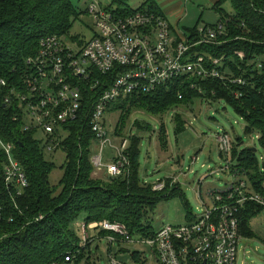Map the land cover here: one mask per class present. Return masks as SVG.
I'll list each match as a JSON object with an SVG mask.
<instances>
[{
	"label": "trees",
	"instance_id": "1",
	"mask_svg": "<svg viewBox=\"0 0 264 264\" xmlns=\"http://www.w3.org/2000/svg\"><path fill=\"white\" fill-rule=\"evenodd\" d=\"M226 1L216 0L214 9L221 15L219 22L229 20L227 34L221 35L218 43L200 44L191 52L226 57L225 62L232 69L227 71L228 75L243 77L246 84L225 86L218 78L198 79L184 75L152 94L129 96L113 104L109 111H120L114 130L117 137L127 135L124 129L128 118L136 111L161 116L174 107L207 99L231 104L247 121V132H257L264 147V0H230L235 8L233 15L223 9ZM109 8L123 16L146 9L163 14L156 0H145L137 9L130 8L128 0H112ZM81 13L71 0H0V79L17 83L26 58L37 52L43 37L56 35L77 40L80 36L71 35L70 31ZM186 35L193 40L198 37L199 28L194 27ZM236 51H243L244 59H240ZM114 76L115 70L107 76L110 83ZM193 82L201 92L191 87ZM8 93V87L0 84V137L14 146L15 157L26 171L28 186L21 194L17 188L7 186L4 173L7 157L0 147V264L65 261L69 252L80 248L77 223L82 214L87 225L107 220L124 223L134 236H153L157 230L149 216L158 204L176 196L184 199L180 184H171V178L164 179L166 186L162 191H154V185L141 178L139 135L151 126L139 121L133 123L139 134L136 131L130 136L127 171L117 177L109 176L107 180L93 176L95 167L91 157L96 144L95 133L84 127L82 120L70 124L69 136L56 149L66 153L63 175L57 185H52L49 177L56 163L48 159L44 144L34 133L23 131L21 122L13 119L14 112L5 103ZM179 93L183 95L181 99ZM175 119L176 133H179L185 129L186 121L180 114ZM159 142L166 148L164 124L159 130ZM232 156L244 167L253 188L264 195V167L259 166L253 148L238 151L234 143ZM263 211V206L253 202L241 208L242 237L257 236L250 222ZM99 234L101 237L107 235L106 232ZM88 246L80 248L75 262L85 257ZM140 255L136 251L131 254L134 260H139Z\"/></svg>",
	"mask_w": 264,
	"mask_h": 264
},
{
	"label": "built area",
	"instance_id": "2",
	"mask_svg": "<svg viewBox=\"0 0 264 264\" xmlns=\"http://www.w3.org/2000/svg\"><path fill=\"white\" fill-rule=\"evenodd\" d=\"M86 11L96 28L92 38L66 40L56 35L45 36L40 39L37 52L26 58L17 83L0 79V84L8 87L5 103L14 112L13 119L21 122L23 131L33 132L48 153L56 151L69 136L70 124L82 120L84 127L95 133V146L100 147V154L91 157L94 167L103 169L101 152L110 143L117 154L106 165V172L111 177L123 175L130 164L127 154L130 138L125 136L119 138L120 143H112L106 116L113 104L129 96L152 94L184 75L218 78L225 86L246 84L243 77L228 75L227 71L232 69L225 62L226 57L191 52L194 46L218 43L219 37L227 34L228 19L214 27L199 28L198 37L192 40L185 33L175 34L164 14L148 9L123 16L97 0H90ZM74 42L79 43L78 48L73 46ZM236 54L240 59L245 57L243 51ZM114 70L116 76L110 83L107 76ZM106 85L109 86L104 89ZM191 87L202 91L195 82ZM182 97L179 93V98ZM216 138L227 161L226 169H230L234 180L225 188H209L205 194L200 181V213L190 214L186 225H167L153 236L138 238V243L154 250L159 264H238L239 243L243 238L240 210L247 202L264 207V195L253 188L244 167L232 156L234 142L229 134L217 133ZM0 147L7 157L4 164L7 186L17 188L21 194L28 186L26 171L16 159L12 144L0 137ZM174 183L175 178L171 181ZM165 186L163 180L153 190L162 191ZM80 226L83 232L80 248L101 237V232L107 233L104 237L110 246L136 241L124 223L104 220ZM89 227L98 234L91 236ZM80 248L69 252L65 261L51 264L74 262ZM110 263L125 264L114 256H110Z\"/></svg>",
	"mask_w": 264,
	"mask_h": 264
},
{
	"label": "rangeland",
	"instance_id": "3",
	"mask_svg": "<svg viewBox=\"0 0 264 264\" xmlns=\"http://www.w3.org/2000/svg\"><path fill=\"white\" fill-rule=\"evenodd\" d=\"M75 7L82 11L74 22L70 31L71 35H79L81 39L89 40L95 35V24L86 9L90 0H71ZM103 7H108L112 0H97ZM161 7L168 2L175 4L180 0H156ZM186 11L180 25L182 33L189 34L190 30L215 25L220 19V13L214 9L215 0H181ZM145 0H128L129 7L139 8ZM226 13L235 14V8L230 0L223 4ZM175 18H171V24ZM174 26V25H173ZM75 48L79 47L78 42H74ZM119 112L107 113L106 125L110 132L112 143H120L119 137L114 134L115 127L119 121ZM180 114L186 121V127L176 133V115ZM139 121L151 126L149 130H142L140 133V169L141 178L148 184H159L166 178H175L180 184L184 194L160 202L156 210L150 214L149 220L153 227L158 230L167 225H186L189 222L190 214L200 213L201 201L199 199V186L203 194L209 188H225L228 183L234 180L230 169H226L227 161L219 149L216 138L217 133L227 132L236 144L238 151L244 148H256V158L259 166L264 167V147L260 142L257 132H247V121L239 114L231 104L224 101H208L207 99L195 100L189 106H179L169 109L161 116L149 114L145 111H136L128 118V123L124 132L130 138L136 133L137 128L133 123ZM164 124L166 130L167 146L162 148L159 142V130ZM132 132V133H131ZM43 138L42 135H40ZM234 145V144H233ZM93 156L100 154V147H93ZM104 167L102 170L94 168L93 176L107 180L109 175L106 172V165L113 162L117 151L107 143L103 151ZM48 159L56 163V168L50 174L49 180L52 185H57L63 175L62 166L66 160V153L63 150L49 152ZM231 156V155H230ZM232 163V162H231ZM237 162H234L235 164ZM225 168V170H222ZM185 201V202H184ZM188 206H187V204ZM85 215L82 214L77 223V230L80 243L83 240L81 224L86 223ZM89 226L91 223L88 224ZM251 227L257 233L254 238L243 237L239 243L238 264H264V211L257 215L250 222ZM91 236L98 234L92 228H88ZM139 235H135V242H124L120 245L121 251L125 254L118 258L126 264H159L157 255L149 245L137 242ZM120 249L118 243L113 244L112 250L106 237L96 239L92 244V251L87 250L85 257L78 262L70 264H111L110 255L118 256ZM139 252L140 259L134 260L131 254Z\"/></svg>",
	"mask_w": 264,
	"mask_h": 264
},
{
	"label": "crops",
	"instance_id": "4",
	"mask_svg": "<svg viewBox=\"0 0 264 264\" xmlns=\"http://www.w3.org/2000/svg\"><path fill=\"white\" fill-rule=\"evenodd\" d=\"M170 3H172V1L168 2L165 5V6H167L166 8L165 7H161V10H162L163 14L168 18L169 21L171 20V18H175V20H174L175 22L172 23V26L174 25L173 26V30H174L175 34L182 33L180 31V25H181V21H182V19L184 17L183 14L186 11V8L183 7L184 5L182 4L181 0L179 2H177V3L175 2V4H170ZM170 23H171V21H170ZM99 238H102V237H99ZM138 238H140V236H138ZM92 244H93V242L89 244V246L87 247V250L92 251ZM119 246H120V249L117 250V255L118 256H114V257H116L118 260H120L123 263H125L123 260L118 258L119 256H123L125 254V252H126L125 251L123 253L121 251V249H123V248H121L122 245L119 244ZM110 250H112V246H110Z\"/></svg>",
	"mask_w": 264,
	"mask_h": 264
},
{
	"label": "water",
	"instance_id": "5",
	"mask_svg": "<svg viewBox=\"0 0 264 264\" xmlns=\"http://www.w3.org/2000/svg\"><path fill=\"white\" fill-rule=\"evenodd\" d=\"M137 133L139 134V131H137ZM256 150H257L256 148H253V151H254V152H256Z\"/></svg>",
	"mask_w": 264,
	"mask_h": 264
}]
</instances>
